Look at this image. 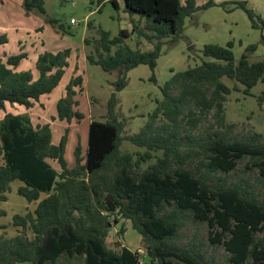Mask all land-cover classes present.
I'll return each instance as SVG.
<instances>
[{
  "label": "trees",
  "instance_id": "trees-1",
  "mask_svg": "<svg viewBox=\"0 0 264 264\" xmlns=\"http://www.w3.org/2000/svg\"><path fill=\"white\" fill-rule=\"evenodd\" d=\"M90 1L100 5L105 0ZM111 2L118 7L117 0ZM125 3L126 11L137 12L147 20L145 28L151 32L133 21L131 31L121 29L112 37L109 31L100 30L99 38L93 39L94 51L87 55L88 61L106 72L116 71L118 76L112 82L114 90L109 99L112 118L91 121L86 156L79 138L75 165L69 166L65 156L69 127L54 143L51 122L34 123L27 112H7L0 120V215L5 214L1 203L8 199L14 180L24 183L18 188L21 196L29 202L38 201L33 210L13 216L19 233L0 234V264H139L138 255L129 247L119 241L115 242L118 249L108 244L110 229L121 219L130 220L141 234L152 264H214L205 261L194 244L187 249L178 246L183 213L208 223L211 241L223 243L232 264H264V197H259L248 179L234 184L225 179L216 184L211 181L212 175L229 173L248 158L260 169L264 185V139L258 132L249 138L231 135L235 124L226 123L225 102L232 88L223 81L226 77L241 84L245 95H253L252 89L258 82L264 84V58L251 62L248 55L258 45H249L248 53L236 62L233 42L225 46L206 44L203 52L212 60L175 73L166 82L162 87L163 100L158 101L148 122L139 133L126 137L140 149L122 153L123 123L113 113L117 93L128 85V72L147 64L155 80L154 70L165 39L177 40L187 17L217 4L215 0L203 5H197L196 0ZM229 3L234 4L229 10L242 8L252 26L264 31V17L250 8L247 0L219 5L225 7ZM24 6L27 11H46L44 0H25ZM134 32L153 43V48L142 50L128 44L126 38ZM8 42V35L0 33V46ZM85 42L92 43L88 38ZM71 53L69 47L41 53L36 61V79L31 70H16L28 58L27 52L0 53V109L5 110L7 103L30 109L43 95L52 93L70 65ZM83 81L81 74L70 80L67 95L57 102V114L51 116L52 121L70 122L74 117H84L74 108L79 101L74 98L77 91L73 87L82 89ZM258 101L262 106L264 91ZM211 112L216 124L210 125L206 134L188 132V140L181 137L182 121L193 129ZM158 118L164 121L159 127ZM194 158L199 159L204 172L195 174L188 167L189 160ZM50 160L57 161L60 169ZM151 160L155 161L143 167ZM43 194L46 196L42 198ZM124 231L122 227L120 232Z\"/></svg>",
  "mask_w": 264,
  "mask_h": 264
},
{
  "label": "rangeland",
  "instance_id": "rangeland-1",
  "mask_svg": "<svg viewBox=\"0 0 264 264\" xmlns=\"http://www.w3.org/2000/svg\"><path fill=\"white\" fill-rule=\"evenodd\" d=\"M44 1L46 11L42 13L37 8L27 11L24 6L25 0H0V30L10 33L9 51L12 53L27 51L30 55L26 62L16 67L17 71L31 70L34 73L33 66L38 55L46 50L55 51L66 47L72 49L71 67L60 84L62 87L59 86L50 94L45 101L46 108L42 110L38 106L36 111H33L34 115L31 118L34 122L42 121V118L50 121L51 115L57 112V102L61 97L67 95L66 86L70 80L79 74L83 76L82 89L77 85L73 87L77 91L74 98L79 101V104H75L74 108L81 111L84 117L81 119L74 117L70 122L58 119L52 123L54 143L59 141L66 127L70 129L65 156L69 166L73 167L76 162L74 152L79 138L82 143L83 156H86L91 121L93 119L106 121L112 118L109 111V99L114 90L112 82L117 79L118 74L116 71L106 72L101 66L88 61L87 55L94 51L93 39L99 38L100 30L109 31L112 37L117 36L121 29L131 31L133 21L140 28H144L148 32L151 31L145 28L147 20L141 18L139 13L131 14L126 11L125 0H117L118 7L111 0H105L100 5L97 1L91 3L90 0ZM185 1L182 0L183 3ZM196 1L197 5H203L208 0ZM228 1L234 0H217L219 3ZM247 2L250 8L264 17L263 0H247ZM219 3L200 9L193 16L187 17L184 29L177 40L173 41L171 37L165 39L157 67L154 70L155 80L152 79L153 70L147 64H140L128 72V85L117 93L118 103L113 113V117L123 123L122 153L140 149L126 137L139 133L148 122L150 114L158 106V101L163 100L162 87L166 82L175 73L195 67L205 60H212L203 52L206 44L225 46L228 42H233L232 50L236 62L244 53H248L249 45L257 44V50L248 53L249 60L255 62L264 58V42H262L264 31L252 26L247 13L242 8L229 10L234 4L229 3L224 7ZM72 19H75L77 23H71ZM35 21L38 26H35ZM17 26H25L29 32L16 31ZM43 26L45 28L41 31ZM85 38L90 39L92 43L87 44ZM42 41H45V44ZM126 42L133 48L140 47L142 50H150L154 46L146 38L138 37L137 32L126 38ZM223 81L232 88V92L225 102L226 123L235 124L231 135L236 138H249L258 132L264 139V103L260 106L258 101V97L264 91V84L261 81L258 82L252 89L253 95H245L241 84L226 77L223 78ZM178 91L179 89L175 93ZM7 111L14 113L24 111V108L11 104ZM3 113L4 111L0 109V117ZM41 115L42 117H40ZM163 123V119L158 118L156 125L159 127ZM212 124H216L214 112L205 116L193 129L186 121H182L181 137L188 140L186 136L188 132L197 136L204 135ZM2 161L0 142V163ZM50 161L60 169L57 161ZM154 161L145 163L143 167ZM188 167L195 174L205 171L198 158L189 160ZM260 178V169L252 165L248 158H245L231 172L212 175L211 181L216 184L225 179L229 184H234L248 179L253 183L259 197L262 198L264 197V185ZM22 184L21 181L14 180L11 183V190L7 193L8 199L1 203V209L5 211V214L0 215V234L13 236L19 233L20 229L13 224V216L25 214L35 207L36 203H28L26 198L18 193V188ZM180 224L176 240L181 249H187L191 244H194V248L200 250L205 261L211 260L214 264H232L229 260L230 253L225 249L223 243L211 241V228L207 222L197 220L192 214L183 213ZM122 227L125 229L123 233L120 232ZM107 241L111 247L117 249L119 247L115 242L119 241L134 251L138 248L146 250L141 234L132 227L130 220L127 219H121L118 224L114 223ZM141 258L144 260V264H152L146 253H143ZM177 264L185 263L177 261Z\"/></svg>",
  "mask_w": 264,
  "mask_h": 264
},
{
  "label": "crops",
  "instance_id": "crops-1",
  "mask_svg": "<svg viewBox=\"0 0 264 264\" xmlns=\"http://www.w3.org/2000/svg\"><path fill=\"white\" fill-rule=\"evenodd\" d=\"M250 1V0H249ZM216 2H217V0H216ZM217 3H219V2H217ZM263 3H264V0H263ZM35 26H38L37 25V22L35 21ZM45 28V26H43V28L41 27V31L43 30ZM11 30V29H10ZM15 30L16 31H19V30H21V31H28V29L25 27V26H17L16 28H15ZM29 32V31H28ZM0 33H6L7 35H8V37H9V42L7 43V44H4V45H1L0 46V53L1 54H17V53H12L11 51H9L10 50V44H11V37H10V33L8 32V31H2V30H0ZM42 43L43 44H45V41H42ZM67 48V47H66ZM64 49V48H63ZM60 50V49H59ZM55 51H57V50H55ZM20 52H22V51H20ZM20 52H18V53H20ZM25 52H27V51H25ZM28 53V52H27ZM72 54V53H71ZM39 56V55H38ZM71 57V56H70ZM30 58V55H29V53H28V58H25V59H23L22 60V62L21 63H23V62H26V60H28ZM37 59H38V57H37ZM37 59H36V61H37ZM36 61H35V64H34V66H33V70H34V73H33V75H34V78L36 79V78H38L39 77V71L37 70V68H36ZM69 61H70V58H69ZM20 63V64H21ZM19 64V65H20ZM18 65V66H19ZM71 67V61H70V65H69V67L66 69V72H67V70L69 69ZM66 74V73H65ZM65 76V75H64ZM64 78V77H63ZM63 80V79H62ZM62 83V81L60 82V84ZM60 84H59V86H60ZM58 86V87H59ZM58 87H56L55 89H54V91L58 88ZM60 87H62V86H60ZM53 91V92H54ZM52 92V93H53ZM52 93H50V94H52ZM62 93H63V88H62ZM50 94H46V95H43L42 97H41V99H40V101L39 102H35V105L32 107V108H30V109H26V107L25 106H23V105H20V104H18V103H16L15 105H19L20 107H23L24 108V111H17V112H14V113H29L30 114V116L31 117H33V115H34V112L36 111V109L38 108V106H40V108L42 109V110H44L45 108H46V99L50 96ZM64 94V93H63ZM43 104V105H42ZM11 105V103H7V106H6V109L5 110H3L4 111V113H3V115H2V117H0V120L1 119H3V117L5 116V114L7 113V112H10V111H7V108L9 107ZM2 110V109H1ZM34 111V112H33ZM11 113H13V112H11ZM56 114H57V112H56ZM56 114H52V115H56ZM51 115V116H52ZM40 117H42V115L40 116ZM33 120V119H32ZM58 120V119H57ZM57 120H55V121H57ZM60 120V119H59ZM34 122V121H33ZM38 122H41V123H45V122H51V123H53L54 121H52L51 120V117H50V121L48 120V119H46V118H42V121L41 120H39V121H37V122H34V123H38ZM58 143V142H57ZM54 166V165H53ZM55 167V166H54ZM58 169V168H57ZM20 181V180H19ZM22 182V181H21ZM23 183V182H22ZM24 184V183H23ZM22 184V185H23ZM46 196V195H45ZM44 196L42 195V198H43ZM28 203H33V202H29L28 201ZM34 203H36L35 204V207H36V205H37V203H38V201H35ZM34 207V208H35ZM125 246V245H124ZM25 263V262H24ZM26 263H30V262H26ZM31 264V263H30Z\"/></svg>",
  "mask_w": 264,
  "mask_h": 264
},
{
  "label": "built area",
  "instance_id": "built-area-1",
  "mask_svg": "<svg viewBox=\"0 0 264 264\" xmlns=\"http://www.w3.org/2000/svg\"><path fill=\"white\" fill-rule=\"evenodd\" d=\"M71 23L75 24L77 23L75 19L71 20ZM134 251V250H133ZM138 257H139V264H144V260L141 258L143 253H146V250L142 248H138L137 250L134 251Z\"/></svg>",
  "mask_w": 264,
  "mask_h": 264
}]
</instances>
